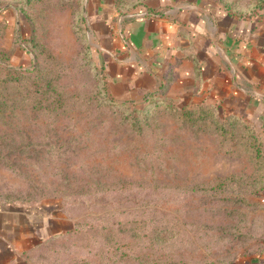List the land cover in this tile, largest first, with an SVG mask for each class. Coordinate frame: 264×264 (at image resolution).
Returning a JSON list of instances; mask_svg holds the SVG:
<instances>
[{
	"label": "rangeland",
	"instance_id": "374dc122",
	"mask_svg": "<svg viewBox=\"0 0 264 264\" xmlns=\"http://www.w3.org/2000/svg\"><path fill=\"white\" fill-rule=\"evenodd\" d=\"M234 1L260 5L254 10L264 16V0ZM83 4L24 0L14 6L18 28L0 21V204L38 217L61 212L87 229L85 237L50 240L33 264H111L121 250L127 264H146V254L166 264H243L263 255L259 129L226 126L171 98L110 102L101 67L76 34ZM253 217L260 236L245 227ZM125 233L128 249L116 241Z\"/></svg>",
	"mask_w": 264,
	"mask_h": 264
},
{
	"label": "crops",
	"instance_id": "0c3cea01",
	"mask_svg": "<svg viewBox=\"0 0 264 264\" xmlns=\"http://www.w3.org/2000/svg\"><path fill=\"white\" fill-rule=\"evenodd\" d=\"M2 1L0 21L18 28L15 4ZM83 14L114 100L163 91L181 106L210 103L242 116L264 136V16L238 15L219 0H84ZM8 208L0 204V264H29L24 251L74 226L61 212ZM239 262L264 264V254Z\"/></svg>",
	"mask_w": 264,
	"mask_h": 264
},
{
	"label": "trees",
	"instance_id": "16d2710c",
	"mask_svg": "<svg viewBox=\"0 0 264 264\" xmlns=\"http://www.w3.org/2000/svg\"><path fill=\"white\" fill-rule=\"evenodd\" d=\"M28 1V0H26ZM11 3L15 4L16 6H20L22 4V2H24V0H11L10 1ZM219 3L222 4L224 7H226V9H229V10H233L235 12L238 13V15H245V14H256V10H254V7L257 8V7H261L260 5H255L253 4V7L252 6H249V7H243L241 5H239V3H237L236 1L234 0H219ZM3 4V1L0 0V6ZM82 6V5H81ZM19 9V8H18ZM238 9H240L238 11ZM253 9V10H252ZM252 11V13L250 12ZM80 14L79 17L77 18L78 20V24H79V27H77V37L79 39H83L87 44V49L90 51V55L91 54V47L88 43V40H87V34H86V27H85V18L83 17V6L81 8V11H80ZM84 42V43H85ZM89 54V53H88ZM96 68V73L98 75V80L100 81L101 83V86L103 87V92H104V95H106L107 99L114 103L115 105H131V104H135V103H129V102H126V101H116L114 100L108 93V89H107V78H106V75L103 71L102 68ZM161 95L160 94H152L150 95L148 98H146L145 100H143L144 103L146 104H153V105H158L160 103H169L170 101H172L170 98L168 97H164V93L163 91H161ZM167 98V101H165V99ZM169 99V100H168ZM142 102V101H141ZM138 103V102H136ZM194 109H197V110H204V111H211L213 113H215L216 115H218V119L216 120H219L220 122L224 123L226 126L227 125H230L231 122H234V121H237L239 123H241L243 126L246 125L248 127L249 126V122L246 121L242 116H239V115H236V114H227V115H223L219 109V107L217 105H214V104H199L197 105ZM255 136H256V140L259 141V142H262L264 143V136L262 135L261 131L257 130L255 131ZM262 195L264 196V187L261 189L260 192H262ZM262 196V197H263ZM245 214H247L248 216V210L249 209H243ZM245 220L247 221L245 224L247 228H249L252 224V226L255 228V232L259 234V236L261 235V233H259V228H258V224H259V221L253 217L251 218L250 220L248 218H245ZM101 221H99V225L101 226ZM128 223V221H121L120 219H118L117 221V224L120 225V226H124ZM90 225V224H89ZM85 226H88V223L84 225ZM102 228V227H100ZM125 228V226H124ZM85 232L87 231L86 228H84ZM83 228H80L78 225L71 228L70 230L66 231V233H73V234H83L84 237H85V232H84ZM120 230H125V229H120ZM129 231V229H128ZM65 233V232H64ZM63 233H57V234H54L46 239H43V240H40L39 242H37L32 248L24 251V254L27 258V260L29 261V264H33V263H38L37 260L33 259V253L38 249V248H42L45 247V245H47L50 240H53L54 238L58 237V236H61ZM127 234L125 233L124 235H122L121 237H116V241L117 243L119 244L120 248L122 249H128V247H130L129 245L131 244V240L128 238V236H126ZM102 251V250H101ZM100 251V252H101ZM110 252V251H109ZM102 254V253H101ZM48 257V255H44V257ZM129 257V253L126 251V250H121L120 251V254H112V258H113V263L111 264H118V263H121V264H127L126 262H128L127 258ZM146 264H166V259L161 256L160 254H157V255H150V254H146ZM144 262V260H143Z\"/></svg>",
	"mask_w": 264,
	"mask_h": 264
}]
</instances>
